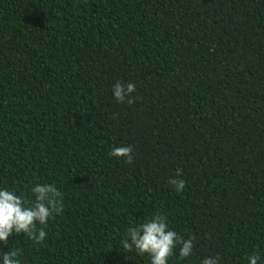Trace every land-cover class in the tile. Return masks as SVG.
Wrapping results in <instances>:
<instances>
[{
	"label": "trees",
	"instance_id": "1",
	"mask_svg": "<svg viewBox=\"0 0 264 264\" xmlns=\"http://www.w3.org/2000/svg\"><path fill=\"white\" fill-rule=\"evenodd\" d=\"M37 182L63 212L21 264H150L120 244L154 214L194 238L169 264H264V0H0V186Z\"/></svg>",
	"mask_w": 264,
	"mask_h": 264
},
{
	"label": "clouds",
	"instance_id": "2",
	"mask_svg": "<svg viewBox=\"0 0 264 264\" xmlns=\"http://www.w3.org/2000/svg\"><path fill=\"white\" fill-rule=\"evenodd\" d=\"M136 91L132 82L127 84L116 81L111 87L113 99L118 103L132 101L131 94ZM132 146L113 147L111 156L122 157L126 162L132 160ZM180 170L177 169V177ZM176 192H181L184 181L170 178L168 181ZM32 199L26 200L8 187L0 186V242L7 241L13 234H26L37 244H42L46 238V226L49 219L63 212L61 192L54 183L37 182L31 187ZM193 237L182 238L175 230L170 229L162 215L154 214L143 222L126 229L125 238L120 246L127 253L147 255L150 264H169V257L176 254L182 261L193 253ZM179 246V247H177ZM0 264H21L18 250L0 249ZM200 264H219L218 256L204 257ZM247 264H262L260 255L250 254Z\"/></svg>",
	"mask_w": 264,
	"mask_h": 264
}]
</instances>
